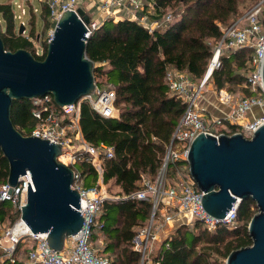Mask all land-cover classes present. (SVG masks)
Wrapping results in <instances>:
<instances>
[{
  "label": "trees",
  "instance_id": "16d2710c",
  "mask_svg": "<svg viewBox=\"0 0 264 264\" xmlns=\"http://www.w3.org/2000/svg\"><path fill=\"white\" fill-rule=\"evenodd\" d=\"M151 1L155 9L152 17L159 21L157 28L149 30L127 17H108L86 41V56L95 64L99 89L107 86L115 93V117L100 115L84 101L79 119L82 135L90 145L103 143L113 150L112 157L103 158L102 179L109 192L115 189L112 193L118 198L105 200L90 226L91 241L96 238L94 228L104 236V244L98 251L110 264H141L139 253L133 250L132 239L149 219L152 204L124 196L141 188L142 175L155 179L166 146L184 112L185 103L165 83L166 71L185 72L192 80L200 81L221 36V27L232 24L258 0ZM40 4L36 13L30 7V14L33 19L40 13L43 33L50 26L49 10L45 3ZM11 7L10 3L0 1V20L6 24L4 32L0 25L5 49L25 48L36 59H43L46 43L42 54L36 55L31 40L14 31ZM175 17L178 18L172 20ZM30 24L28 34L36 38L34 20ZM262 25L264 28V11ZM251 52L249 48L225 52L220 67L214 69L210 77L217 91L226 88L240 98L256 95L245 82ZM31 108V99L13 100L11 105L12 123L23 135H30L37 124ZM227 127L229 134L238 128L232 124ZM183 163L169 164L167 176L176 174ZM74 168L82 172L85 183L95 185L98 173L90 162L79 160ZM7 177L8 162L0 150V186L7 182ZM4 203L0 201V225L5 222L11 225L18 215ZM256 211L255 202L247 199L238 205L236 223L232 227L220 224L209 232L199 221H194L192 226L178 224L149 255L148 264H225L231 251L251 244L247 226ZM22 245L26 254L29 246L19 243L13 254L14 261L1 258L0 264H25L17 258Z\"/></svg>",
  "mask_w": 264,
  "mask_h": 264
},
{
  "label": "built area",
  "instance_id": "2783aa9c",
  "mask_svg": "<svg viewBox=\"0 0 264 264\" xmlns=\"http://www.w3.org/2000/svg\"><path fill=\"white\" fill-rule=\"evenodd\" d=\"M47 5L49 10V22L55 23L62 12L83 9L92 15L93 8L98 7L102 14H106L101 21L92 19L86 25L87 39L93 30L108 17H127L146 26L149 30L158 27L159 22L153 18L155 13L154 3L151 0H39ZM149 1V2H147ZM153 3V4H152ZM144 5H147L148 12ZM20 8L21 24L24 30L21 35L31 40L36 55L43 52L44 45L52 37L53 28L48 36L43 33H36V38H31L25 27L22 16L26 9L22 4ZM36 13L37 8L33 7ZM151 12L154 13H150ZM264 11V0H258L252 4L244 14L228 26L221 27V36L214 46L206 72L198 85H194L191 77L174 69H168L165 73V83L170 91L181 97L185 103V109L180 117L169 144L166 146L165 156L162 165L154 180L141 176V188L135 193L124 196L151 202L152 211L148 221L138 228L132 239L133 250L139 253L140 263L148 264L149 255L155 249V244L160 234L165 230L166 224L179 223L190 224L199 221L209 232L215 230L218 225L232 227L236 223L237 206L233 205L221 219L215 218L203 209L201 203L202 192L192 180L187 164V157L192 140L199 133H207L218 136L227 133V125L238 126L237 130L245 137H251L256 129L264 124V87L262 69L264 63V28L262 15ZM151 17V20H150ZM117 18V17H116ZM169 18V16H167ZM15 19V16H14ZM153 19V20H152ZM245 24L242 25V22ZM249 48L252 50L249 60V67L245 73V82L256 95L238 98L233 102V95L224 90H219V99L223 105L230 106L225 116H210L208 123L202 119L201 89L210 79L214 69L221 65V57L227 50ZM115 93L112 89H96L93 93L81 97L75 103L57 106L50 94L31 99V114L37 120L36 126L30 135L50 142L58 143L61 146V153L57 160L73 170V178L70 187L79 193V208L77 209L84 218L82 228L78 233L68 236L65 239L61 251L53 250L47 241L46 233H33L21 219V207L27 200V174L19 177L15 186L7 182L0 186V201L10 202L11 209L18 215L11 226H0V250L3 256L12 262L13 254L19 243L29 246L26 264H110V260L100 255L98 247H95L90 240V226L94 217L100 211L105 200H115L118 197L111 195L104 188L102 182V161L104 157H112V147L100 143L98 146L90 145L83 137L79 119L81 104L86 101L92 109L104 117H115L117 112L114 108ZM261 110L247 122H242L246 113L252 108ZM229 134V133H228ZM79 160L90 162L98 173L97 184L91 187H84L81 171L74 168ZM183 161V165L177 168V172L187 169L185 176H181L177 182L170 183L167 180V168L169 164ZM162 208H169V211L158 213ZM181 219H184L182 221ZM5 241L6 244H3Z\"/></svg>",
  "mask_w": 264,
  "mask_h": 264
},
{
  "label": "water",
  "instance_id": "95a60500",
  "mask_svg": "<svg viewBox=\"0 0 264 264\" xmlns=\"http://www.w3.org/2000/svg\"><path fill=\"white\" fill-rule=\"evenodd\" d=\"M83 9L66 10L57 19L43 59L25 48L6 50L0 35V150L8 162L7 183L27 174V200L21 219L33 233H46L48 245L63 249L65 239L82 228L79 193L70 187L73 170L59 162L58 143L23 135L12 123L13 100L50 94L57 106L75 103L96 89L94 62L86 56ZM24 30L22 24L18 34ZM264 87V63L262 69ZM189 174L202 192L209 215L221 219L233 205L251 199L257 211L247 230L251 244L231 251L225 264H264V124L251 137L242 133H199L187 157Z\"/></svg>",
  "mask_w": 264,
  "mask_h": 264
},
{
  "label": "rangeland",
  "instance_id": "374dc122",
  "mask_svg": "<svg viewBox=\"0 0 264 264\" xmlns=\"http://www.w3.org/2000/svg\"><path fill=\"white\" fill-rule=\"evenodd\" d=\"M0 1H4V2H6V3H10L11 4V8H12V11H13V13H14V16H15V20H14V27H15V32L17 33L18 32V27H19V25L21 24V20H20V18H17V16L18 15H21V12H20V8L17 6V4H22L24 7H25V9H26V13L21 17L22 18V20H24L25 21V23H26V29L27 30H29L30 28H31V24H30V22H31V20L33 21L34 20V30L36 31V32H40V35H41V31L43 30V26H44V21H43V19H42V17H41V15H40V13H37V14H35V18H33L32 19V16H31V14H30V7H36V8H38V9H40V7H41V4H40V2H39V0H0ZM143 2H146V0H143ZM147 2H149V1H147ZM153 4V3H152ZM144 7H145V9H146V12H148V9H147V5L145 6L144 5ZM94 9H96V12H93L92 13V16H95V13H97V15L98 14H102V12L98 9V7H96V8H94ZM152 10H150V13H154V12H151ZM91 16V15H90ZM103 17H106V14H102V18ZM117 17V18H116ZM116 17H113L114 19H118L119 18V16H116ZM178 18V17H177ZM176 17L175 18H173L172 20H175V19H177ZM150 20H151V17H150ZM153 20V19H152ZM159 22V21H158ZM243 24H245V21H243L242 22V25ZM0 25H1V31H5V27H6V24H5V21L4 20H0ZM55 24L53 23V24H51L50 23V26H49V28H47L46 30H44L43 31V35H44V37H46V36H48L49 35V33H50V30L53 28V26H54ZM192 79V78H191ZM202 80V79H201ZM201 80L200 81H194V80H192V82H193V84L194 85H198L200 82H201ZM109 87V86H108ZM102 89H107V86H104ZM221 90H224V91H226V92H228V93H230L229 91H227L226 90V88H224V89H221ZM201 93H202V98H204V95H210L211 97L210 98H212V102H215V101H220V99H219V92L214 88V85H213V82L211 81V78L206 82V84L202 87V89H201ZM231 95H233V102L236 100V99H238V98H240V96L238 95V94H231ZM208 97V96H207ZM202 108H203V111H202V119H204L205 120V122L206 123H208V121L205 119V117H206V113H205V110H204V105H202L201 106ZM186 173H187V169L186 170H180V173L179 172H177L176 171V174H171L170 176H167V180L169 181H172V182H177L178 180H179V178L182 176H185L186 175ZM85 177H83V185H84V187H86V188H88V187H91L90 185H88L87 183H85ZM104 188L107 190V187H106V185L104 184ZM114 190L115 189H113V191L112 192H114ZM107 192L109 193V194H111V195H114V193H112V192H109L108 190H107ZM4 205L6 206V207H9L11 204H10V202L9 201H6L5 203H4ZM182 221H184V219H181ZM4 225H5V227H8V226H11V225H8V223L7 222H5V223H3ZM193 224V223H192ZM185 225H188V226H192V225H190V224H185ZM0 226H3L2 224L0 225ZM96 230V231H95ZM94 232H95V234H96V238H95V240H93L92 241V243H93V245L95 246V247H102L103 246V244H104V236L99 232V229L98 228H94V230H93ZM2 243L3 244H6L5 243V241H2ZM24 246L22 245L21 246V252H20V254H18L17 255V258H19V259H21V260H23L24 262H26V260H27V253L25 254V252H23V250H24ZM23 252V253H22ZM0 253H1V255H0V259L2 258H6V256H3V253H2V251L0 250ZM13 257V256H12ZM14 258H16V257H14ZM16 258V259H17Z\"/></svg>",
  "mask_w": 264,
  "mask_h": 264
},
{
  "label": "crops",
  "instance_id": "0c3cea01",
  "mask_svg": "<svg viewBox=\"0 0 264 264\" xmlns=\"http://www.w3.org/2000/svg\"><path fill=\"white\" fill-rule=\"evenodd\" d=\"M92 11L96 12V9L93 8ZM91 17H92V19H96L98 21L102 20V14L97 15V13H95V16L91 15ZM210 97H211L210 95H204V98H202V100H201V104L204 105V110L206 113L205 119L208 120V117H210V116H225L229 112L230 106L223 105L221 103V101H218V100L215 102H212V98H210ZM260 113H261V110L257 107H254L246 113L242 122H247V121L251 120L252 118H254L255 116H258V114H260ZM227 130H228V127L226 128V131ZM102 182H103V179H102ZM96 184H97V181H96L95 185ZM169 210H170L169 208L168 209L162 208V212L160 211L158 213V217H160L161 213H164L165 211H169ZM178 224L179 223L166 224L165 230L160 234V238L155 244V249H154L155 251L159 248L161 242L169 235L171 230H173V228ZM25 264H26V262H25Z\"/></svg>",
  "mask_w": 264,
  "mask_h": 264
},
{
  "label": "bare ground",
  "instance_id": "6f19581e",
  "mask_svg": "<svg viewBox=\"0 0 264 264\" xmlns=\"http://www.w3.org/2000/svg\"><path fill=\"white\" fill-rule=\"evenodd\" d=\"M55 23H56V22H55ZM55 23H54V24H55Z\"/></svg>",
  "mask_w": 264,
  "mask_h": 264
}]
</instances>
